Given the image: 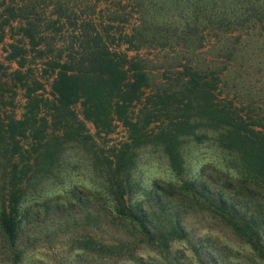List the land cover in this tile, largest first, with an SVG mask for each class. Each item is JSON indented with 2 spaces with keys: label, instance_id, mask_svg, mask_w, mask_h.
<instances>
[{
  "label": "trees",
  "instance_id": "trees-1",
  "mask_svg": "<svg viewBox=\"0 0 264 264\" xmlns=\"http://www.w3.org/2000/svg\"><path fill=\"white\" fill-rule=\"evenodd\" d=\"M246 1L166 0L162 4L163 19L171 17L168 13L172 6L179 12L190 7L196 16L187 25V32L193 30V34L185 35V23L175 29L181 42L188 39L199 47L203 42L197 36L202 35L199 22L216 29L226 28V22L231 20L226 21L224 9H238ZM250 2L252 6L256 2V7L259 5L258 0ZM150 16L156 24L158 20L152 13ZM234 18L237 21L239 16ZM5 20L9 22L10 18ZM22 32L23 39L32 46L44 40L32 21L22 27ZM80 36L77 42L70 43L66 53L47 60L53 74L52 97L32 94L38 85L28 87V113L22 117L14 112L0 116V156L4 160L0 161V255L11 263H19L35 242L59 238L67 240L71 252L79 249L69 255L66 263L75 264L83 257L103 259L126 252L132 242L169 250L172 241L180 240L202 257L200 264H236L231 259L220 260V252L208 237L199 236L194 241L190 238L184 213L200 206L228 224L235 234L247 240L256 256L264 259V132L246 128L241 117L222 112L211 103H199L196 93L212 87L202 82L204 75L197 72H191L189 79L178 77L176 82L182 84L178 92L173 84L158 86L157 99L150 100L153 106L134 118L130 108L155 83V75L144 59L128 54L121 46L125 42L129 44L126 50H139L145 44L163 46L168 43V35H118L115 42L114 35L113 40L102 35ZM10 46L9 61L24 59L25 45ZM14 74L18 79L25 77L20 68ZM7 83L5 79L0 84ZM176 93L185 97L183 106L175 107L184 111L182 117L157 118L153 110L171 111ZM77 103L81 111L76 109ZM42 107L46 110L39 115ZM115 120L127 127L128 138L107 152L86 124L91 122L97 134H108ZM203 126L215 128L216 144L235 154L233 168L208 173L204 178L182 177L180 174L186 170L183 145L190 134L197 136L196 128ZM144 142L159 147L172 176L156 178L135 194L130 178L134 158L131 149ZM70 145L89 151L87 157L96 166L94 179L90 184L73 183L62 189L58 183L63 185L64 181L51 179L47 185L53 170L66 159L64 153ZM109 228L126 236L106 235ZM174 258L166 264H189Z\"/></svg>",
  "mask_w": 264,
  "mask_h": 264
},
{
  "label": "rangeland",
  "instance_id": "rangeland-1",
  "mask_svg": "<svg viewBox=\"0 0 264 264\" xmlns=\"http://www.w3.org/2000/svg\"><path fill=\"white\" fill-rule=\"evenodd\" d=\"M164 2L166 0H0V83L8 80L7 85L0 84V94H3V98L0 97V116L4 118L5 114L14 112L17 117H22L23 113H28V87L35 88L38 85L32 94L52 97L50 83L53 74L47 60L52 55L66 53L70 43L77 42L80 35H102L108 40H113L111 35H114V42L119 40L118 35H127L128 38L132 35H168V43L163 46L145 44L139 50H126L129 45L126 42L121 46L128 54L144 59L155 75V83L146 88L140 100L131 106V116H142L153 106L150 100L157 99L155 94L158 86L163 88L166 87L164 83L173 84L178 92L182 88V84L176 82L178 77L189 79L191 72H197L204 75L201 81H206L212 87L206 92L196 93L199 103H211L222 112L241 117L246 128L264 132V0H258V7L257 2L252 6L248 0L238 9H224L226 21L231 20L229 23L225 21L226 28L216 29L199 22L202 35L197 36L203 39L199 47L188 42V39L181 42L180 33L175 29L178 24L181 26L185 23L186 33H183L193 34V30L187 32V25L191 19L194 22L196 16L190 7L179 12L172 6V11L168 13L171 17L164 20ZM188 11L186 18L181 20L180 17ZM151 13L158 20L156 24L150 18ZM236 16H239L238 20L233 21ZM5 17L10 18L9 22H6ZM29 21L34 22L38 36L44 39L37 46H32L21 36L22 27ZM10 43L25 45L24 59L8 60L12 51ZM16 68L25 73L24 79L15 76ZM177 94V97L172 98L171 111L153 110L157 118L182 117L184 111H178L175 107L183 106L185 97ZM75 107L81 111L80 103ZM45 110L42 107L39 115ZM86 125L107 152L128 138L127 127L118 120L114 121L113 130L108 134H97L91 122ZM196 133V137L190 134L183 145L186 170L180 174L182 177L204 178L208 173L233 168L235 154L216 144L215 128L203 126L196 128ZM158 148L150 142L133 145L130 178L135 194L140 193L142 187L150 186L156 178L172 176L168 160ZM89 154L87 149L76 150L74 145L67 146L64 153L66 159H63L60 168L53 170L47 185L51 179L64 181L63 185L58 183L61 189L73 183L90 184L96 166L87 157ZM0 161H4L1 156ZM53 189H57V186ZM183 222L193 241L199 236L209 238L211 245L220 252L217 254L220 260L231 259L236 264H264V259L255 255L247 240L235 234L228 224L213 217L206 208L197 206L188 209ZM113 234L126 236L111 228L106 232V235ZM35 243L15 264H66L70 261L71 253L79 252V249L71 252L67 240L59 238ZM128 246L126 252H119L110 258L83 257L76 260L75 264H166L169 260L174 261V257L189 264H200L202 259L187 242L180 240L172 241L169 250L159 249L146 242H132ZM0 264L14 263L0 255Z\"/></svg>",
  "mask_w": 264,
  "mask_h": 264
}]
</instances>
